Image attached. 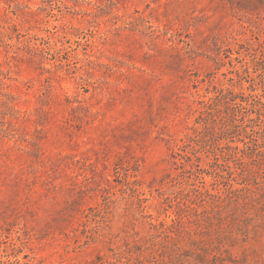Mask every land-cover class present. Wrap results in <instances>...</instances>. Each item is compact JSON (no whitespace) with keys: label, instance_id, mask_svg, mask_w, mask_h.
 Segmentation results:
<instances>
[{"label":"rangeland","instance_id":"1","mask_svg":"<svg viewBox=\"0 0 264 264\" xmlns=\"http://www.w3.org/2000/svg\"><path fill=\"white\" fill-rule=\"evenodd\" d=\"M0 264H264V0H0Z\"/></svg>","mask_w":264,"mask_h":264},{"label":"trees","instance_id":"2","mask_svg":"<svg viewBox=\"0 0 264 264\" xmlns=\"http://www.w3.org/2000/svg\"><path fill=\"white\" fill-rule=\"evenodd\" d=\"M231 94V93H230ZM237 96H233L232 98H229L228 100L226 99L227 97L226 96H223V99H225L224 101H225V103L228 105V108H229V116L231 117V107H232V105L235 103V102H237V101H235V98H236ZM241 98H240V101L242 102V101H245L246 99L244 98V97H242V96H240ZM231 103V104H230ZM230 104V105H229ZM233 120L235 119V118H233V117H231ZM223 121H224V123H226L225 124V126H226V130L229 128L228 127V124L230 125V123H228L227 122V120L226 119H223ZM233 122V121H232ZM231 126V125H230ZM178 257V256H177Z\"/></svg>","mask_w":264,"mask_h":264}]
</instances>
